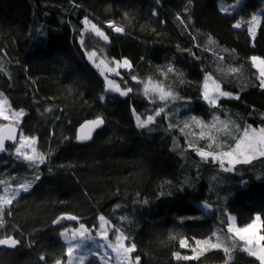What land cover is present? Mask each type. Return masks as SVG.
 I'll return each mask as SVG.
<instances>
[{"label":"trees","instance_id":"1","mask_svg":"<svg viewBox=\"0 0 264 264\" xmlns=\"http://www.w3.org/2000/svg\"><path fill=\"white\" fill-rule=\"evenodd\" d=\"M222 1L236 0H0V91L12 109H23L21 134L35 137L37 152L46 157L34 167L14 156L15 146L0 154V181L6 182L0 192L32 182L4 208L0 239L19 243L0 245V264L66 262L62 232L83 225L96 233L100 216L112 227L110 237L121 232L136 245L140 264H260L239 239L230 253L204 245L193 249L197 240H230L229 216L245 227L259 215L264 235V156L227 171L197 151L218 153L247 126L264 127V88L251 59H264V14L254 39L247 26L264 1L243 0L229 12L222 11ZM85 18L108 40L83 34ZM90 51L127 59L131 69L121 83L132 92L106 93L104 79L85 56ZM208 77L239 99L220 97L218 107L207 103ZM148 80L176 99L145 96ZM160 108L164 112L155 116ZM136 114L155 120L140 128ZM215 116L228 128L225 135L211 129L213 143L210 135L200 136L192 118L211 126ZM97 117L104 119L103 128L79 144V125ZM200 202L212 207L211 215ZM181 240L189 246L181 247ZM177 253L199 255L184 260ZM84 264L103 263L92 256Z\"/></svg>","mask_w":264,"mask_h":264},{"label":"snow or ice","instance_id":"2","mask_svg":"<svg viewBox=\"0 0 264 264\" xmlns=\"http://www.w3.org/2000/svg\"><path fill=\"white\" fill-rule=\"evenodd\" d=\"M85 25L90 24V21L85 18L84 20ZM252 26L249 27L248 31L251 33L253 39L255 37L256 32V25L258 24L257 17L253 16L251 21ZM236 28H240L241 24L237 23L235 25ZM91 30L95 33L97 37L102 38L103 40L107 41L108 36L101 31L95 24H91ZM116 32H122L123 29L116 27L114 29ZM97 53L95 51L91 52L89 55V59H92L95 57ZM220 59H223V57H220ZM253 64L259 69V76L260 79V87L264 88V59H261L259 57H252ZM117 68L124 67V68H130V62L125 59L123 61V64H120V62H116ZM100 65H104V67L108 71H116L115 68H107V65L105 64L104 60L100 61ZM100 65H97L98 67ZM168 71H173V68L169 67ZM231 72L235 73L238 71L236 68L230 69ZM133 80H136V76H132ZM211 81V83H209ZM108 85L110 88H112L113 81L109 80ZM112 90L119 92L123 96H127L130 92H132L131 88H128L126 90L120 89V87L117 85ZM151 94H156L158 96V99L160 101H167L169 99H176V96L174 93L170 90L166 91L163 87H161L158 84H154L152 81H148L144 86V95L149 96ZM220 97H229V98H235L239 99V96L232 97L230 93H227L221 89V85L217 83L214 80H211V77H208L204 84H203V99L207 101L210 105L213 107H218V100ZM162 112H164L163 108H160L158 111L155 112V116H159ZM8 113H11L10 115ZM24 111L21 109L20 111H14L11 110L10 105L8 104V101L6 98H2L0 96V118L11 121L8 125L0 126V152L5 151V141H15L16 140V125L20 121V119L24 116ZM155 116H148L146 119H142L140 116H136V123L137 127L144 128L147 127L149 124L153 123L155 120ZM192 121L199 125L201 127L200 136L203 138L206 135L211 136V140L213 143H215V136L211 135V129H216V132L223 131L228 128V124L226 122H220L222 125V128H216V125L213 124L211 126H206L203 124V122L196 120L194 117L192 118ZM103 124V120L101 118H97L96 120L89 121L87 124L82 125L80 128V135L77 137L80 141H85L91 139V131L99 127ZM185 127H188V124H185ZM205 129H208L206 132ZM37 143V139L35 137H27L21 134L20 140H19V147L16 148V154L18 157H23L26 161H28L32 166H38L39 164H43L45 162V155L42 153L37 152V149L34 147V145ZM192 147V145H189ZM30 148L31 154L27 151H22L24 148ZM220 147V145H218ZM198 154L202 158L207 157H213L214 159L221 162V165H223V160L226 158L230 164H236V163H249L252 159H255L257 155L264 156V128H261L259 130L256 129H245L243 132V135L237 140L235 143L234 148H230L228 151L218 152L214 153L212 151H203V150H197ZM227 171H231V168L226 169ZM39 175L35 177V179H39ZM6 183L5 181H0V184ZM32 182L29 181L27 183L21 184L19 186L20 190H23L27 192L29 188L31 187ZM5 194L3 196H0V227L3 226L4 220V208L7 207L12 203V200H14L19 195V190H11L9 191L8 188H5L4 190ZM68 219H76V217L69 216ZM101 221V228L105 226L107 221L105 220L104 216L99 217ZM230 221L232 223L228 226V233H232V237L230 240L228 238H221L217 236L216 242H212L211 239H206L203 241L197 240V245H204L209 248H223V251L225 253H230L231 248L236 247V238L238 237L240 241L245 242V247L242 249L245 251L249 256L256 257L260 264H264V244L261 242L264 241V235L258 234V229L260 225L257 223V221H260L261 217L257 215L255 217V220L243 228H238L235 226V217H229ZM59 222V221H55ZM85 229L84 226H80V230L74 231L71 235L68 233H62V235L65 237V239L68 241V247L66 251L67 256V264H83V261L85 257L83 255L81 256H75L74 253L78 249L81 248V244L79 243H73L74 240L77 239L79 236L80 238L85 237ZM101 236L103 238H107L106 232H101ZM127 239V237L123 236L122 233L115 235V243L109 244L108 247H111L113 251L116 252V259L118 261V264H140V257H132L131 253H133L136 250V245L134 243L130 244L129 246H125L124 241ZM19 242L11 237L0 239V245H8L10 247H15ZM228 243H230L231 247L226 246ZM181 247H188V243L186 240L180 241ZM199 253L197 256L194 257H188L184 256L181 257L179 253L176 254L177 259H196L198 258ZM231 259V256L228 257ZM44 257H41V260H43ZM56 264H65L63 260H57Z\"/></svg>","mask_w":264,"mask_h":264},{"label":"rangeland","instance_id":"3","mask_svg":"<svg viewBox=\"0 0 264 264\" xmlns=\"http://www.w3.org/2000/svg\"><path fill=\"white\" fill-rule=\"evenodd\" d=\"M243 0H236L235 2L233 3H226V2H220V5H221V9L222 11H232L236 6H238ZM264 1V0H263ZM264 14V5L255 13H253L252 17L255 16L257 17V20H258V24L256 25V32H257V29H258V26L260 24V21L262 19V16ZM252 17L250 18L249 20V23L247 24L248 28L252 26L251 24V21H252ZM88 21H90L89 19H87ZM91 24H94L92 21H90V24L88 25H85L84 23V27H83V34L87 33V32H91L95 35V33L91 30ZM96 25V24H95ZM97 26V25H96ZM242 26V25H241ZM98 27V26H97ZM99 28V27H98ZM100 29V28H99ZM101 31H103L102 29H100ZM104 32V31H103ZM256 32H255V35H256ZM251 34V33H250ZM252 36V35H251ZM79 44L82 45L83 43V37L79 38L78 40ZM93 52V51H90V52H85V56L87 58V60L92 64V66L100 73V75L102 76V78L104 79L105 81V91L106 93H118L120 94L119 92H116L114 90H112L115 86H119L120 89L122 90H126L123 86H122V83H121V79L123 77V72L124 71H129L131 69V64H130V68H124V67H119L117 68V64L116 62H120V64H123V61L125 59H122L120 61L118 60H113V59H108L107 57H105L104 55L98 53L97 51H95L97 53V55L95 57H93L92 59H89V55L90 53ZM101 60H104L105 64L107 65V68H115L116 71H108L104 65H100V61ZM253 64V62H252ZM97 65H100L99 67ZM255 66V65H254ZM255 68L258 70V74H259V69L255 66ZM111 80L113 81V85H112V88L109 87L108 85V81ZM211 80H214L216 81L217 83H219L221 85V89L227 93H229L228 89L223 85L222 82H219L217 79L211 77ZM148 81H152V80H148ZM146 81L144 84H143V88L145 86V84L148 82ZM154 84H158L157 82L155 81H152ZM209 83H211V81H209ZM160 85V84H158ZM161 86V85H160ZM162 87V86H161ZM121 95V94H120ZM0 96H2V98H6V96L0 91ZM148 98H150L151 100L153 101H156V102H162L158 99V96L156 94H151L149 96H147ZM6 100L8 101V99L6 98ZM207 102V101H206ZM208 103V102H207ZM9 104V102H8ZM10 105V104H9ZM11 108V106H10ZM11 110H14V111H20V110H15V109H12ZM9 115L11 113H8ZM136 116H138L136 114ZM22 119L23 117L20 119V121L18 122V124H20L22 122ZM11 123V121H6L2 118H0V126H2L3 124L5 123ZM221 120L219 118V116H215L214 120H213V124L216 125L217 128H222V125L220 124ZM248 128H251V129H256V130H259L261 128H264L262 126H247L245 129H248ZM227 129L223 130V131H220V132H217L219 135L220 134H223L225 135ZM244 130H242L241 134L239 135V137L236 138V141L228 148V149H222L220 152H223V151H228L230 150V148H234L235 147V143L237 142V140L243 135V132ZM217 135V137H219ZM23 135V134H22ZM231 136L234 138V134L231 133ZM21 137V135H20ZM221 138L217 139V142H218V145H221V141L222 139L220 140ZM20 140V138H19ZM226 143H228L227 140H225ZM19 147V142L18 144L15 146L14 148V156L17 157V158H21V159H24L23 157H18L17 154H16V148ZM35 147V145H34ZM22 151H27L29 152V154H31V149L30 148H24L22 149ZM259 155H257L256 157H258ZM213 158V157H212ZM215 161L219 162V165L221 167H226L227 169L228 168H233V164H230L228 162V160L225 158L223 160V165H221V162L216 160ZM21 184H24V183H21ZM21 184H17V185H13V186H9L7 187L9 189V191L11 190H19V195L25 191L23 190H20L19 189V186ZM5 190V189H4ZM1 191L0 192V196H3L5 194V192ZM18 195V196H19ZM17 198V197H16ZM198 205L209 215H211L212 213V207L207 204V203H204V202H200L198 203ZM229 217H233V216H229ZM105 220L107 221V219L105 218ZM255 220V219H254ZM232 223V221H230V219L228 220V226L229 224ZM257 223L260 225L259 229H258V234L259 235H263L262 234V221L260 219V221H257ZM81 226V225H80ZM80 226L77 227V228H71V229H67L65 231H63L62 233H68L69 235H71L74 231H78L80 230ZM228 226H227V229H228ZM235 226L238 227V228H243V227H239L237 225V222H236V219H235ZM246 227V226H245ZM84 229L86 230L85 231V237L84 238H80L79 236L77 237L76 240L73 241V243H79L81 244V248L78 249L76 251V253H74L75 256H81L83 255L85 257L84 261H83V264L85 262V260L89 257H97L98 259L101 260V262L103 264H118V261L116 259V252L113 251V249L111 247H108L109 244H114L115 243V235L116 234H120L121 232H116L115 234H113V237H110V231L112 230V227L110 226L109 222L107 221V223L105 224V226L103 228H101V225H100V229L96 232V233H92L91 231H89L85 226H84ZM101 232H106L107 233V238H103L101 236ZM123 234V233H122ZM231 235H233L232 233H230ZM64 242L66 243L67 247H68V241L65 239V237L61 234ZM124 236V235H123ZM237 239H239L238 237L236 238V241ZM243 242V246L245 247V242ZM125 243V246H129L130 244H128L127 242V239L124 241ZM262 243V242H261ZM263 244V243H262ZM203 246V245H201ZM243 248V247H242ZM195 250V252H198L199 251V247L198 245H195V247L193 248ZM135 252V251H134ZM134 252L131 253V256L134 258L136 257L134 255ZM67 264V259H66V263Z\"/></svg>","mask_w":264,"mask_h":264},{"label":"water","instance_id":"4","mask_svg":"<svg viewBox=\"0 0 264 264\" xmlns=\"http://www.w3.org/2000/svg\"><path fill=\"white\" fill-rule=\"evenodd\" d=\"M97 118H101V119L103 120V124L100 125L99 127L94 128V129L91 131V139H89V140H85V141H80V140L77 139V142H78L79 144H83V143H87V142L92 141L93 138H94V136H95V134H96L100 129L103 128V126H104V124H105L104 119H103L102 117H97ZM97 118H90V119H86V120H84V121L79 125V127H78V129H77V137L81 134V133H80V128H81L82 125L87 124L89 121L96 120ZM8 124H10V123L7 122V123H5V124H3V125H8ZM3 125H2V126H3ZM20 135H21V127L17 124V125H16V140H15V141L6 140V141H5V151L0 152V154H10V151L8 150V148H9L10 146L12 147V146H16V145L18 144V142H19V138H20ZM13 239H14V238H13ZM17 245H18V244H17ZM1 246L4 247V248H13V247H10V246H8V245H1ZM60 260H63V261L65 262L64 259H60ZM65 263H66V262H65ZM53 264H56V262H54Z\"/></svg>","mask_w":264,"mask_h":264},{"label":"built area","instance_id":"5","mask_svg":"<svg viewBox=\"0 0 264 264\" xmlns=\"http://www.w3.org/2000/svg\"><path fill=\"white\" fill-rule=\"evenodd\" d=\"M106 26H108L109 28H111L112 30H114L117 26H115L113 23H107ZM115 31V30H114ZM123 32V31H122ZM119 32V33H122Z\"/></svg>","mask_w":264,"mask_h":264}]
</instances>
